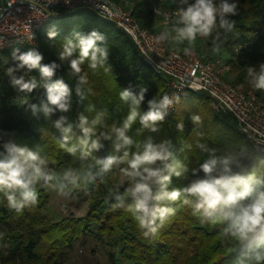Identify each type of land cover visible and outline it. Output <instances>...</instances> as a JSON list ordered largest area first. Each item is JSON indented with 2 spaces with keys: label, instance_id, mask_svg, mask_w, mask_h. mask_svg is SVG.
I'll list each match as a JSON object with an SVG mask.
<instances>
[{
  "label": "clouds",
  "instance_id": "9594fccd",
  "mask_svg": "<svg viewBox=\"0 0 264 264\" xmlns=\"http://www.w3.org/2000/svg\"><path fill=\"white\" fill-rule=\"evenodd\" d=\"M154 12L165 22L170 21V26L156 35V42L183 46V54L188 56L200 38L210 43L212 53L218 54L227 37L236 31L233 17L239 15V6L236 0H170L168 5L154 8ZM56 35L55 29L47 33L51 41ZM107 42L106 35L98 30L76 32L74 40L62 45L60 62L49 63H43L45 57L38 48L24 52L15 49L12 53L15 63L7 68L6 74L11 86L20 93L30 95L36 89L44 88L46 102L41 103L40 110L46 117L57 111L69 113L73 107V87L63 76L54 82L48 81L66 61L75 79V95L85 99L83 86L88 83V74L83 66L87 63L91 70L103 68L106 73L111 70L106 66L109 59ZM146 57L151 62L152 57ZM155 66L159 69L161 65ZM33 70H38L39 80L29 76ZM247 78L252 88L264 93V63L258 70L248 67ZM147 91L145 87L138 91H134L132 85L124 87L119 98L128 106V112L110 125L105 120L106 111L97 112L91 122L83 113L78 115V124L69 122L66 115L53 121V127L60 132V148L72 156L77 154V144L73 142L76 139L74 127L79 129L82 134L79 158L90 161L86 167L58 171L38 151L12 141L4 142L3 151H0V194L6 199L9 210L20 214L24 209L36 206L39 203L38 185L51 189L59 197L68 198L73 191H87L118 169L124 183L115 184L108 191L107 199L114 201V209L129 213L145 237L156 235L176 215V209L169 206V202L179 201L190 208L202 224L220 226L230 243L238 245L231 249V252H239L235 264H264V171H257L258 166L264 168V139L255 141L254 154L247 146L231 151L198 142L196 147L207 153V157L198 167L190 169L174 155L171 139L157 142L149 135L143 140H133L128 135L137 122L140 125L138 135L143 130L159 132V125L165 122L170 109L180 100L179 96L173 99L167 93L154 96L147 100L144 110L142 105ZM94 107L90 104L87 111L92 112ZM31 109L35 114L37 105L31 104ZM189 119L193 125L203 123L198 114H192ZM176 128L183 132V121L178 122ZM101 140L110 141L112 150L96 156L94 153L104 148ZM189 173L193 178L189 179ZM173 178L187 179L188 183L182 187L174 186Z\"/></svg>",
  "mask_w": 264,
  "mask_h": 264
},
{
  "label": "trees",
  "instance_id": "16d2710c",
  "mask_svg": "<svg viewBox=\"0 0 264 264\" xmlns=\"http://www.w3.org/2000/svg\"><path fill=\"white\" fill-rule=\"evenodd\" d=\"M119 3L118 0H111ZM131 8V15L140 27L154 31L157 17L153 13L159 0H125ZM239 15L233 17L236 21V31L227 37L218 54L210 51V43L202 40L206 59L219 58L230 67V72H236L233 81L223 79L239 92L252 91L259 99L264 93L252 88L248 83L247 68L264 63V0H236ZM166 6V5H164ZM55 29L57 35L54 41L48 39L47 33ZM98 30L107 37L109 59L107 67L96 71L83 66L88 74V83L83 86L85 99L75 95V79L71 76L67 62L63 68L52 77L54 82L63 76L73 87V107L69 113L54 112L46 117L40 110L42 102H46V92L43 87L33 93L24 94L11 86V80L6 74L7 68L15 61L12 53L29 49L15 48L0 52V151L3 143L12 141L20 146H27L46 158L50 166L58 171L65 168L86 167L90 161L79 158L82 134L74 127L77 144L76 156L69 155L60 148L58 140L60 132L53 127V121L60 115H66L69 122L78 124V115L83 113L89 121L97 112L106 111V122L121 120L128 112V106L121 102L119 93L124 87L133 86L134 91L140 87L148 89L142 109L146 110L147 100L160 96L166 91V79L154 73L142 60L131 39L113 24L97 18L88 11H77L66 14L52 24L43 26L35 34L36 46L45 57L43 63L53 60L60 62L58 57L62 45L74 40L76 32L88 33ZM249 45H241L254 32H260ZM170 48V44H166ZM19 74V73H18ZM30 77L40 79L38 70H33ZM28 103L24 104L23 101ZM31 104L37 105L35 114ZM94 105L92 112L87 111L89 105ZM209 105V98L204 93H191L187 98H180L175 103L174 110L160 124V131L149 133L143 130L138 135L140 125L137 122L128 133L133 140H143L149 135L158 142L169 138L172 140L174 155L183 160L189 168L198 167L207 157L196 144L206 143L209 147L238 151L241 146H247L250 153L253 150L246 139L234 130V120L229 115L214 114ZM198 114L203 123L193 125L189 117ZM183 121L185 128L179 132L178 122ZM99 130V129H98ZM199 133V134H198ZM104 144L96 156L106 155L111 151V142L101 140ZM191 145V148L188 147ZM257 171L264 168L257 167ZM202 175V174H201ZM189 173V179H191ZM124 183V178H123ZM187 179L173 178V185L182 187ZM108 191L92 194L85 215L78 218H62L50 222L45 214L48 195L44 187L38 189L39 203L26 208L17 214L4 204L6 200L0 194V264H61V251L70 250L74 243L84 237H90L102 245L110 247L108 259L112 264L122 261L126 264H235L238 251L231 252L233 247L220 226L201 223L191 209L177 201L169 202L176 209V215L161 228L156 235L145 237L135 220L124 209H114V201L107 199ZM6 202V201H5ZM7 203V202H6Z\"/></svg>",
  "mask_w": 264,
  "mask_h": 264
},
{
  "label": "built area",
  "instance_id": "2783aa9c",
  "mask_svg": "<svg viewBox=\"0 0 264 264\" xmlns=\"http://www.w3.org/2000/svg\"><path fill=\"white\" fill-rule=\"evenodd\" d=\"M169 3L170 0H159L154 8ZM77 11H88L127 35L145 64L166 79L167 94L173 99L176 95L184 99L191 93H204L209 98L210 110L216 115H229L234 120V130L246 139L255 153V141L264 139V94L259 99L252 91H237L223 79L230 67L219 58L206 59L196 51L186 56L182 50L167 48V42H156V35L169 26L170 21L165 22L155 15L158 29H144L132 17L125 0L123 6L111 0H67V3L66 0H1L0 52L35 47V34L40 28ZM259 34L261 31L252 33L241 46L251 44ZM146 56L152 57L151 62ZM158 63L159 69L155 66ZM174 107L175 104L169 114Z\"/></svg>",
  "mask_w": 264,
  "mask_h": 264
},
{
  "label": "rangeland",
  "instance_id": "374dc122",
  "mask_svg": "<svg viewBox=\"0 0 264 264\" xmlns=\"http://www.w3.org/2000/svg\"><path fill=\"white\" fill-rule=\"evenodd\" d=\"M118 1V4L123 6L124 0ZM197 41L198 44H196L194 51H196L198 55H204L202 39H197ZM236 74V72H230L229 70V72L225 74V77L228 81H233ZM117 183L123 184V176L119 173L118 169H115L102 181H98L95 185L90 186L87 191L75 190L68 198L59 197L51 189L44 187L48 195V202L44 212L50 222H56L62 218L82 217L87 211L92 194L109 191ZM37 187L39 189L43 186L38 185ZM5 201L4 204L7 205ZM110 251H112L110 247L102 245L90 237H84L74 243L72 249L61 251L60 262L61 264H112L108 259V253ZM116 264L126 263L118 261Z\"/></svg>",
  "mask_w": 264,
  "mask_h": 264
},
{
  "label": "crops",
  "instance_id": "0c3cea01",
  "mask_svg": "<svg viewBox=\"0 0 264 264\" xmlns=\"http://www.w3.org/2000/svg\"><path fill=\"white\" fill-rule=\"evenodd\" d=\"M158 29V26L156 25V27L154 28V31H156ZM196 44H198V41H197V43ZM170 47H172V48H174V49H178V50H182V48H183V46H180V47H174V46H170Z\"/></svg>",
  "mask_w": 264,
  "mask_h": 264
},
{
  "label": "water",
  "instance_id": "95a60500",
  "mask_svg": "<svg viewBox=\"0 0 264 264\" xmlns=\"http://www.w3.org/2000/svg\"><path fill=\"white\" fill-rule=\"evenodd\" d=\"M0 5H1V0H0Z\"/></svg>",
  "mask_w": 264,
  "mask_h": 264
}]
</instances>
